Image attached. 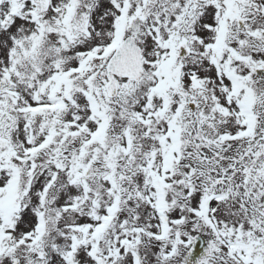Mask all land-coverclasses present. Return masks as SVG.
Listing matches in <instances>:
<instances>
[{"label":"snow or ice","instance_id":"snow-or-ice-1","mask_svg":"<svg viewBox=\"0 0 264 264\" xmlns=\"http://www.w3.org/2000/svg\"><path fill=\"white\" fill-rule=\"evenodd\" d=\"M0 264H264V0H0Z\"/></svg>","mask_w":264,"mask_h":264}]
</instances>
